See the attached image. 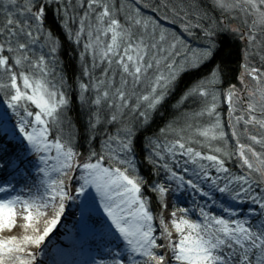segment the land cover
I'll return each instance as SVG.
<instances>
[{
	"label": "snow or ice",
	"instance_id": "6c2138e0",
	"mask_svg": "<svg viewBox=\"0 0 264 264\" xmlns=\"http://www.w3.org/2000/svg\"><path fill=\"white\" fill-rule=\"evenodd\" d=\"M0 264H264V0H0Z\"/></svg>",
	"mask_w": 264,
	"mask_h": 264
},
{
	"label": "trees",
	"instance_id": "16d2710c",
	"mask_svg": "<svg viewBox=\"0 0 264 264\" xmlns=\"http://www.w3.org/2000/svg\"><path fill=\"white\" fill-rule=\"evenodd\" d=\"M243 47L244 46L241 41L232 40L231 38H229L224 50L220 54V59H222L223 62L227 65V67L230 69L229 80L230 82H233V83H237V81L235 80V77L238 76V72L240 71V62H242V56L240 53ZM72 56H73V53L71 56L69 55L65 56L64 59L68 60L69 57H72ZM72 66L78 67L76 59L72 60ZM147 171H148L147 168H144L142 170L144 174H146ZM67 223H71V220L69 219ZM58 230L59 231H58L57 236L62 234L63 228H59ZM54 239H56V236Z\"/></svg>",
	"mask_w": 264,
	"mask_h": 264
},
{
	"label": "rangeland",
	"instance_id": "374dc122",
	"mask_svg": "<svg viewBox=\"0 0 264 264\" xmlns=\"http://www.w3.org/2000/svg\"><path fill=\"white\" fill-rule=\"evenodd\" d=\"M61 31H62V29H61ZM241 42H242V41H241ZM242 44H243V42H242ZM243 46H244V45H243ZM66 48H67V51H68V55L71 56V55H72V51H71V49L68 48L67 45H66ZM256 64H257V66H259V58H257ZM238 86H239V85H238ZM220 111H221V113H222L223 119H224L225 122H226V120H227V111H228L226 101H223V100L221 101Z\"/></svg>",
	"mask_w": 264,
	"mask_h": 264
},
{
	"label": "bare ground",
	"instance_id": "6f19581e",
	"mask_svg": "<svg viewBox=\"0 0 264 264\" xmlns=\"http://www.w3.org/2000/svg\"><path fill=\"white\" fill-rule=\"evenodd\" d=\"M242 61H243V60H242ZM241 63H242V62H240V65H241ZM240 71H241V68H240ZM240 71H239V72H240ZM239 72H238V75H239Z\"/></svg>",
	"mask_w": 264,
	"mask_h": 264
}]
</instances>
